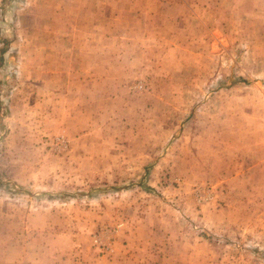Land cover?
<instances>
[{
    "label": "rangeland",
    "instance_id": "obj_1",
    "mask_svg": "<svg viewBox=\"0 0 264 264\" xmlns=\"http://www.w3.org/2000/svg\"><path fill=\"white\" fill-rule=\"evenodd\" d=\"M165 1L0 0V264H264V0Z\"/></svg>",
    "mask_w": 264,
    "mask_h": 264
},
{
    "label": "crops",
    "instance_id": "obj_2",
    "mask_svg": "<svg viewBox=\"0 0 264 264\" xmlns=\"http://www.w3.org/2000/svg\"><path fill=\"white\" fill-rule=\"evenodd\" d=\"M153 1L157 2L159 8L160 7L164 8L166 6L165 0H153ZM148 2H152V0H134L135 5H139V4L142 5L143 3L147 4ZM136 9H140V11H142V10L146 11L147 8L143 9V7H138V8H134L133 10H136ZM157 13H158V15H160L159 12H157ZM135 14L138 15L139 12L136 11ZM161 14H163V13H161ZM67 237L69 238V236H67ZM41 245H43L42 242H41ZM22 254H25V253H21L20 255H16L15 252L9 251L8 259H6L5 262L13 263L14 260H17L19 257L21 259V261H18V262H23L25 264H27V260H30L32 263L35 262V264H48V262H50V258H51L50 255H47V254L44 255L43 253L42 254H31L28 256H27V254H25V255H22ZM52 258H53V256H52ZM51 264H53V263H51ZM61 264H63V263H61Z\"/></svg>",
    "mask_w": 264,
    "mask_h": 264
},
{
    "label": "built area",
    "instance_id": "obj_3",
    "mask_svg": "<svg viewBox=\"0 0 264 264\" xmlns=\"http://www.w3.org/2000/svg\"><path fill=\"white\" fill-rule=\"evenodd\" d=\"M105 248L108 249V244L105 245Z\"/></svg>",
    "mask_w": 264,
    "mask_h": 264
}]
</instances>
